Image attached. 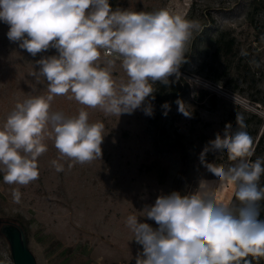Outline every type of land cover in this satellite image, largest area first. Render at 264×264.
<instances>
[{
  "label": "rangeland",
  "instance_id": "rangeland-1",
  "mask_svg": "<svg viewBox=\"0 0 264 264\" xmlns=\"http://www.w3.org/2000/svg\"><path fill=\"white\" fill-rule=\"evenodd\" d=\"M112 8L132 12L168 8L199 21L203 30L194 33L188 46L180 80L169 86L153 84L155 100L148 98L151 116L145 115L143 105L118 117L67 96L54 98L51 111L76 116L84 108L90 123L104 124L100 159L72 168L71 161L62 160L65 170L58 173L51 161L59 153L48 139V151L38 158L37 180L26 186L6 184L0 171V221L25 229L37 264H135L142 246L126 227L127 216L144 220V206L172 192L177 180L184 194L201 176L215 179L200 165L199 154L226 124L237 130V114L243 116L252 138L256 127L248 115L264 120V0H113ZM8 30L9 25L0 21V127L17 102L47 95L46 79L32 73L39 70L37 60L57 55L50 48L31 56L7 38ZM113 76L117 81L127 79L119 61ZM177 99L189 107L191 118L178 111ZM164 102L170 104L167 115L161 107ZM259 130H264V121ZM207 160L225 168L235 163L226 152L209 153ZM14 188L22 193L20 204L13 202ZM233 196L231 189L223 193L230 203ZM260 203L264 218V201ZM247 259L264 264V257ZM0 264H13L2 236Z\"/></svg>",
  "mask_w": 264,
  "mask_h": 264
},
{
  "label": "clouds",
  "instance_id": "clouds-1",
  "mask_svg": "<svg viewBox=\"0 0 264 264\" xmlns=\"http://www.w3.org/2000/svg\"><path fill=\"white\" fill-rule=\"evenodd\" d=\"M0 21L9 25L11 42L35 57L55 49L57 55L37 60L33 76L47 81V95L17 102L0 127V171L6 184L26 186L39 178L38 158L54 141L59 156L51 161L56 172L64 164L91 163L102 156L104 124L90 123L81 108L76 116L51 111L56 96H67L106 115L131 114L143 107L153 115V84L164 86L180 80L181 66L194 37L202 31L168 8L153 12L113 10L109 0H0ZM117 61L127 79H117ZM174 79H170L173 78ZM178 111L191 118L180 99ZM161 107L164 115L170 104ZM237 130L225 125L199 154V162L215 179L198 178L186 193L172 191L144 206V220L127 216L126 227L142 246L135 264H252L264 257V157L254 161L253 139L245 130L242 115H236ZM227 153L235 163L225 168L207 160L209 153ZM231 189L238 204L223 193ZM19 188L13 202L21 203ZM146 221H154L155 227Z\"/></svg>",
  "mask_w": 264,
  "mask_h": 264
},
{
  "label": "water",
  "instance_id": "water-1",
  "mask_svg": "<svg viewBox=\"0 0 264 264\" xmlns=\"http://www.w3.org/2000/svg\"><path fill=\"white\" fill-rule=\"evenodd\" d=\"M0 235L7 241L13 264H37L28 247V238L24 229L10 222L0 225Z\"/></svg>",
  "mask_w": 264,
  "mask_h": 264
},
{
  "label": "trees",
  "instance_id": "trees-1",
  "mask_svg": "<svg viewBox=\"0 0 264 264\" xmlns=\"http://www.w3.org/2000/svg\"><path fill=\"white\" fill-rule=\"evenodd\" d=\"M110 4L112 6L113 0L110 1ZM228 49H230L229 46H228ZM248 116H249L248 121H251V119H253L254 120V125L256 127L253 130V132H252V135H253V138L252 139H253L254 155L250 158L252 161H254L257 157H264V130H262V131L259 130L260 129V126L262 124V121H264V120H262V118L260 116H258L257 114H250ZM261 186H264V177H262V179H261ZM172 191H179V183H178V180L175 182L174 189ZM231 203L237 204V201L235 200V197L234 196L232 198V202ZM260 219H264V218H262V215L261 214H260ZM3 222H7V221H0V225ZM13 224H15V223H13ZM15 225L22 227L21 225H18V224H15ZM24 231H25V229H24ZM0 237H1V235H0Z\"/></svg>",
  "mask_w": 264,
  "mask_h": 264
}]
</instances>
